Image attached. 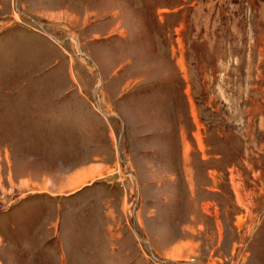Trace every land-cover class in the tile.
I'll return each instance as SVG.
<instances>
[{"label": "rangeland", "instance_id": "1", "mask_svg": "<svg viewBox=\"0 0 264 264\" xmlns=\"http://www.w3.org/2000/svg\"><path fill=\"white\" fill-rule=\"evenodd\" d=\"M27 2L0 0V264H264V0Z\"/></svg>", "mask_w": 264, "mask_h": 264}, {"label": "crops", "instance_id": "2", "mask_svg": "<svg viewBox=\"0 0 264 264\" xmlns=\"http://www.w3.org/2000/svg\"><path fill=\"white\" fill-rule=\"evenodd\" d=\"M25 8H26V10H29L31 12V14L34 15V17H36V18L39 17L41 19L46 18V17L48 18V16L46 14L49 13V15H52V13H54L53 11L57 9V8H54V9L46 8V5L43 2V0H28L27 7H25ZM51 17L52 16H49V18H51ZM194 136H195V134H194ZM82 174H83V172H82ZM74 194H75V192H72V193H70L69 196H73Z\"/></svg>", "mask_w": 264, "mask_h": 264}, {"label": "water", "instance_id": "3", "mask_svg": "<svg viewBox=\"0 0 264 264\" xmlns=\"http://www.w3.org/2000/svg\"><path fill=\"white\" fill-rule=\"evenodd\" d=\"M84 58H87V59H88L89 57H88V56H86V55H84ZM105 115H106V114H105ZM122 165H123V164H122Z\"/></svg>", "mask_w": 264, "mask_h": 264}, {"label": "bare ground", "instance_id": "4", "mask_svg": "<svg viewBox=\"0 0 264 264\" xmlns=\"http://www.w3.org/2000/svg\"><path fill=\"white\" fill-rule=\"evenodd\" d=\"M98 107V106H97Z\"/></svg>", "mask_w": 264, "mask_h": 264}]
</instances>
